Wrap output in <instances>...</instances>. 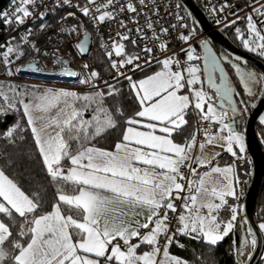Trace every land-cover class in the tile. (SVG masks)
<instances>
[{
  "label": "snow or ice",
  "instance_id": "obj_1",
  "mask_svg": "<svg viewBox=\"0 0 264 264\" xmlns=\"http://www.w3.org/2000/svg\"><path fill=\"white\" fill-rule=\"evenodd\" d=\"M116 2L87 0L79 11L104 23L114 19ZM35 3L36 0H12V11L0 12V20L8 25L24 24L33 14L28 6ZM64 4L71 6V0H62L59 6ZM139 4L142 6L144 0H139ZM88 5H93L99 15H93V8ZM250 7L251 12L243 18L233 13L236 20L231 23L244 19L247 38L245 31L237 27L238 38L246 49L259 50V55L264 56V0H250ZM119 11L138 13L132 0ZM68 16L74 17L75 13L69 12ZM119 23L125 27L122 21ZM145 26L152 30L154 40H160L150 20H146ZM40 27L43 30L46 25ZM136 31L142 32L143 28L137 27ZM160 31L166 35L169 30ZM118 35L122 41L129 40L127 34ZM191 38V33L179 36L185 43ZM86 42L87 37L77 45L81 52L85 51ZM203 46L208 47L207 41ZM111 48L107 53L110 66L117 76L128 81L139 105V110L131 116L125 117L116 103L107 106L106 97L115 100L120 95V89L107 81L104 82L106 93L79 95L70 90L48 89L31 95L27 102L23 98L25 93L17 92L12 86H9L11 96L0 89V115L22 111L27 121L24 126L17 120L0 135V140L8 146L16 145L23 139L22 133L30 130L47 183L55 188L46 208L43 184L37 182L34 191L26 192L20 182L23 173L8 174L12 168L22 166L23 157H14L6 149L0 152V264H187L170 254L169 248L177 234L215 246L237 226L240 206L228 200L229 197L239 200L242 195L236 191L240 180L235 161L221 167L217 160L221 152L207 150L209 146L219 145L237 160L243 159L238 153L246 151L245 136L235 126L237 107L230 90L223 79L217 85L211 76L216 68L215 57L210 68L206 60L205 70L209 71L208 84L227 101L225 105L222 99L219 111L203 87H196L202 84L200 68L189 62L200 57L191 45L186 50V61L175 55L166 56L156 61L161 66L159 71L140 80H133L122 71L129 65L132 71L143 70L137 63L140 57L126 53L123 43L113 41ZM158 48L166 52L167 42L161 40ZM143 51L148 54L144 63L150 64L155 59L153 48L145 47ZM15 52L17 49L13 47L6 48L2 54L5 64L11 63L8 57ZM113 54L121 59H112ZM23 55L19 51L17 59ZM234 67L252 95L257 74ZM64 72L77 75L67 68ZM98 78L99 73L92 71L79 82L95 87ZM193 114L197 118L196 127L182 143L177 142L176 136H183L186 126H191L188 117ZM120 118H124L120 138L111 148L101 146V141L120 126ZM214 124L219 127L213 132ZM183 168L188 170V176L181 171ZM222 210L230 213L227 219L221 216ZM170 213L178 222L175 231L170 227ZM259 228L264 231V223ZM248 231L251 233V229ZM248 243L245 239L242 247ZM256 243L253 237V249ZM142 248L147 250L141 251Z\"/></svg>",
  "mask_w": 264,
  "mask_h": 264
},
{
  "label": "built area",
  "instance_id": "obj_2",
  "mask_svg": "<svg viewBox=\"0 0 264 264\" xmlns=\"http://www.w3.org/2000/svg\"><path fill=\"white\" fill-rule=\"evenodd\" d=\"M196 5L201 7L206 13L210 23L214 30H226L232 27L234 24L231 22L236 20V13L239 17L243 18L251 12L250 0H193ZM100 0H97L99 3ZM128 0H117L114 19L107 20L104 23H98L83 15L79 11V7L84 6L87 0H71V6L62 3V0H36L34 5L28 6L30 11H32V16L25 19L24 24H17L13 22L8 25L0 20V24L5 27V37L0 41V81H15L21 83H28L24 77H32L39 79L36 83L44 88H55L70 91H82V90H96L106 88L105 81L108 84H116L122 80H125L123 76H117L116 71L113 69L107 74L100 76L95 81V87L92 84H81L79 81L86 78L91 71L90 64L94 55V47L92 44L90 53L87 57H83L77 50L78 42L83 38L87 30H90V26L94 34L99 39L101 46L108 53L112 50L111 46L113 41L123 43L125 45L126 53L130 55H137L140 63L143 66V70L151 68L157 64V60H162L166 56L175 55L181 61L187 60L186 50L189 45H193L196 42V37H194L191 32L192 38L188 43L179 39L181 34L186 33V27L181 25H188L190 20V14L187 10L180 5L178 0H144V4L141 6L139 0H132V3L136 5L138 9L137 14L131 12H120L119 8L125 5ZM230 5L231 7H223L224 5ZM93 8V15H99L95 12L93 5H88ZM223 7V11L220 8ZM13 9L12 2L4 10L11 12ZM215 9V11H213ZM112 10V9H109ZM64 11V13L56 20L49 21L47 19L51 16L56 17V15ZM69 12L75 13L74 17L68 16ZM41 13H43V18H41ZM183 17L182 20H178L177 17ZM146 20H150L156 29L157 34L160 35V40L153 39L152 30L147 29L145 26ZM123 22L125 27H121L119 22ZM135 21V22H134ZM245 24L244 19H239L235 24ZM41 24L46 25V27L41 30ZM176 27L173 28L172 26ZM137 27L143 28L142 32H137ZM76 28V31H72ZM162 28H168V33L165 35L160 30ZM131 30V31H129ZM127 34L129 36L128 41H122L120 35ZM19 37L23 40L29 42L31 48V53L28 57L14 66L15 77H10L9 72L11 67L10 64L4 63L3 52L6 51L7 47H13L12 41ZM142 37H147L142 38ZM136 41V44H132L131 41ZM163 40L167 42L168 48L166 52H161L158 48L160 41ZM35 45V47H33ZM145 47H152V59L150 64H145V60L148 59V54L143 51ZM14 48V47H13ZM39 48V52L36 51ZM47 53V55H45ZM11 54L8 57L9 61H12ZM59 58V59H58ZM112 59L119 61L121 57H116L114 54ZM67 63H63V61ZM110 60V59H109ZM29 62H34L37 64L36 74L32 72H20L21 67H25ZM84 65H88L85 68ZM67 68L70 72L77 73L76 76L66 75L64 69ZM17 69L19 71H17ZM132 66L129 65L127 68L122 69L125 75L133 76L140 71H132ZM42 73L49 74L50 77L40 75ZM190 118L194 121V128L197 125L196 116L190 115ZM217 125H213L212 131L216 130ZM198 139H203L202 136H198ZM196 167V165H193ZM186 176L189 175L186 168L181 169ZM179 201L177 205L179 206ZM170 227L173 231L178 227V222L175 216L171 213Z\"/></svg>",
  "mask_w": 264,
  "mask_h": 264
},
{
  "label": "trees",
  "instance_id": "obj_3",
  "mask_svg": "<svg viewBox=\"0 0 264 264\" xmlns=\"http://www.w3.org/2000/svg\"><path fill=\"white\" fill-rule=\"evenodd\" d=\"M63 13L64 11H61L56 15V17H49L47 19V22L56 21ZM190 21L191 17L189 22ZM238 25L241 30L246 28V25L244 23L241 25L237 23L229 29H226L225 32L230 35L236 34L233 27ZM88 28L93 32L90 26H88ZM4 37L5 27L3 26V24H0V41ZM238 44L243 45L242 42H238ZM12 45L15 49H17V52L13 53L12 55V58L14 57L15 62L24 60L31 52L29 42L19 37H16L12 41ZM93 47L94 55L90 64V69L91 71H96L97 73H99L100 77L104 74L109 73L113 69L110 66L111 61L109 60L107 52L103 49L99 39L95 34L93 39ZM19 51H23L25 55L17 59ZM250 53L264 61V56L259 55V50L255 52L250 51ZM234 65L239 66L242 72L250 71L257 74V82L252 85V95H249L248 91L245 89L240 79L241 74L236 71V67H234ZM225 66L229 80L231 81L235 89V99L241 111V115L235 118V120L237 121V124L235 126H237L238 129L245 135L246 118L249 112L252 110L253 105H255V103L257 102L261 94L264 82L261 81V74L253 66L247 64L242 60H239L232 56H228V59L225 62ZM152 68L154 69L156 67L153 66L150 68V70L148 68V70L146 69V71H140L137 74L133 75V80H138L139 77L148 72H151L153 70ZM114 85L115 87L120 89V95L115 97V100H113L112 97H106L107 106L111 107L113 103H116L117 106H119L124 111L125 117L133 115L135 111L139 110V105L137 104L134 93L129 87L128 81L125 79ZM207 90L211 92L210 89ZM95 91H104L106 93L108 89L102 88L96 90H82L78 91L77 93L79 95H85ZM188 119L190 120L191 126H186V131L183 136H176L177 142L182 143L184 137L194 129L193 119L190 117H188ZM17 120H19L22 125H27L26 118H24L22 111H12L7 114L0 115V135H2L3 132H5L10 126L15 124ZM123 127L124 118H120V126L117 129L112 130L111 134L107 137L106 140L101 141V146L111 148L114 143L120 138ZM257 132L261 145L264 149V125L258 124ZM22 135L23 139L19 140L16 145L8 146L3 140H0V152H3L6 149L7 152L14 157H23L22 166L12 168L8 172V174L10 176H20V174L23 173V175L20 176V182L23 190H25L26 192L30 190L34 191L37 182L43 184L46 189L45 207L48 208L49 202L53 199L55 188L54 186L47 183V177L42 171L40 157L35 152L30 130L23 132ZM236 163V173L240 180L239 192H242V195H240L239 199L240 210L236 222L237 226L233 229V232L230 233L228 237H226L223 241L218 242V244L215 246L206 243L202 239H192L191 237L177 234L174 237L175 242L170 246V252L173 255L187 261V264H244V262L249 258L253 251V248L251 247V240L254 236L252 232L249 233L248 229L250 228L243 214V202L252 174V161L249 156L245 157L243 154V159L237 160ZM229 203L234 204V201L229 200ZM229 215L230 213L227 210L221 211V216L223 218L227 219ZM256 219L259 225L261 223H264V186L256 206ZM245 239H247L249 243L247 246L242 247L243 241ZM179 245H183V247H180ZM241 252H243V255H241ZM258 264H264V255L261 257Z\"/></svg>",
  "mask_w": 264,
  "mask_h": 264
},
{
  "label": "water",
  "instance_id": "obj_4",
  "mask_svg": "<svg viewBox=\"0 0 264 264\" xmlns=\"http://www.w3.org/2000/svg\"><path fill=\"white\" fill-rule=\"evenodd\" d=\"M11 2L12 0H0V12H3L10 5ZM178 2L187 10L190 16L194 19L196 25L200 30L201 36L205 39V41H207L208 47L205 48L204 46H202V73L204 79V86L207 89H210L211 91H214L216 93L217 97L214 102L217 108L220 109V104L223 98L221 95L217 94L216 88H213L208 84L209 71L205 70L206 60L208 61V66L210 68L212 57H215L216 68L214 71H211V76L213 81L217 85H219L221 83V80L223 79L224 84H226L228 89L230 90L232 102L237 107V114L234 117L235 119L241 115V111L235 99V89L227 76L222 61L216 54L213 45L219 46L221 50H223L230 56L234 58H239L240 60H243L249 65L253 66L261 74L262 77H264V61L260 58H257L251 53L241 50L234 42L231 41L225 31L214 30L204 10L198 5H196L193 0H178ZM85 37H87L85 51L81 52L77 48V50L83 57H87L89 55L93 44V34L90 30L86 31L83 38L78 42V44L84 42ZM36 69L37 64L34 62H29L27 66L20 68V72L25 73L30 71L36 74ZM40 75L50 77L49 74L45 73H42ZM223 102L226 105V99H223ZM229 114L231 115L230 109ZM258 124L264 125V83L261 94L257 102L255 103V106L249 112L245 122L244 136L246 151L244 153V156H249L251 158L252 174L243 202V214L257 243L251 255L244 262V264H258L264 253V235L262 230H260L259 224L256 219V206L264 186V149L258 137Z\"/></svg>",
  "mask_w": 264,
  "mask_h": 264
},
{
  "label": "rangeland",
  "instance_id": "obj_5",
  "mask_svg": "<svg viewBox=\"0 0 264 264\" xmlns=\"http://www.w3.org/2000/svg\"><path fill=\"white\" fill-rule=\"evenodd\" d=\"M194 22H195L194 19L191 17V21L186 26V29H185L186 30V33L184 35H188V34H190L192 32L193 35H194V37H197V35L199 34L200 31H199L198 26L196 25V23L194 24ZM237 27H239V25L233 27L234 31H235V29ZM242 31H245V38H247L246 28L245 29H242ZM235 33H236V31H235ZM233 35L235 36V39L238 40V42H240V43L242 42L241 39L238 38L237 33L236 34H233ZM191 47L195 48L196 54L200 57V59L197 60V61L189 62V63L196 64L200 68V72L198 73V75L200 76V79H201L202 84H197L196 87L197 88L203 87L204 91L207 92V94L212 97V101L211 102L215 105V102L214 101L216 100V97H217L216 96V93L214 95V93H212V92H210V91L207 90V88L204 86L203 74L201 73V70H202V58H201L202 45H201V42H198L196 45L193 44V45H191ZM20 62L19 61L18 62H15L14 57L12 58L11 64L9 66V67H11L10 72L12 73L11 75H9L10 77H12V78L15 77L14 76L15 75V72H14V69L15 68H14V66H15V64H18ZM24 78L28 81V83L27 82L26 83H21V82H15V81H0V89H3L5 92L8 93V95L11 96V95H13V93L11 91H9V86H12V87L15 88V90L17 92L25 93V95L23 97L24 99H26L28 97L30 98L31 95H39L42 91L46 90L44 87H42L41 85H38L36 83L37 81H40L39 79L32 78V77H29V78L28 77H24ZM74 92H76V91H74ZM0 102H2V98H0ZM216 108H217V106H216ZM219 110L220 109L217 108V111H219ZM217 127H219V125H217ZM209 151L211 153H215L214 150H209ZM218 152H221V156H222L223 155L222 153L224 152V150H219ZM218 160H219V157H218ZM169 251H170V249H169ZM170 254H172V253L170 252Z\"/></svg>",
  "mask_w": 264,
  "mask_h": 264
},
{
  "label": "crops",
  "instance_id": "obj_6",
  "mask_svg": "<svg viewBox=\"0 0 264 264\" xmlns=\"http://www.w3.org/2000/svg\"><path fill=\"white\" fill-rule=\"evenodd\" d=\"M156 68H152L153 70L151 71V72H148V73H146V74H144L143 76H141V77H139V79L138 80H140V79H143V78H145L146 76H148V75H152L154 72H156V71H159L160 70V65H157V66H155ZM148 70V69H147ZM149 70H150V68H149ZM144 71V70H143ZM146 71V70H145ZM201 73H202V71H201ZM203 74V73H202ZM44 89V88H43ZM46 90H44V91H42L41 93H43V92H45V91H47L48 89H52V90H54V91H58V90H61V89H55V88H45ZM186 91V90H185ZM40 93V94H41ZM29 99V98H28ZM27 99V100H28ZM27 100H26V102H27ZM208 151L209 150H214V152H218L219 150H223L219 145H216V146H209L208 147V149H207ZM210 152V151H209ZM198 154V153H197ZM223 155L222 156H220L219 157V160H218V157H217V160H218V162H219V165L221 166V167H223V166H225L226 164H232L234 161H235V164H234V168H235V172L237 171L236 170V168H237V163H236V161H237V159L236 158H234V157H232L229 153H227L226 151H224L223 153H222ZM244 154V153H243ZM243 154H240V153H238V155H240V156H243ZM226 157H229V158H231V159H229V158H226ZM201 171H203V169H201ZM236 175H237V173H236ZM236 191H237V193L239 194L240 192V188H239V184L238 185H236ZM240 199V198H239ZM228 200H232V201H234V204H236V205H239V200H235V199H233L232 197H229L228 198ZM141 220H142V222H143V219L141 218ZM170 249V248H169ZM145 250H147V248H142L141 249V251H145ZM263 255H264V253H263Z\"/></svg>",
  "mask_w": 264,
  "mask_h": 264
},
{
  "label": "flooded vegetation",
  "instance_id": "obj_7",
  "mask_svg": "<svg viewBox=\"0 0 264 264\" xmlns=\"http://www.w3.org/2000/svg\"><path fill=\"white\" fill-rule=\"evenodd\" d=\"M225 31V30H224ZM228 37L231 39L232 42H234L241 50L246 51L248 53H250V51L248 49H246L243 45H239L238 41H236L235 37L233 35L228 34ZM205 41V39L201 36V33L199 32V34L196 37V42L194 43V45H196L198 42H201V45L203 46V42ZM216 54L218 55V57L220 58V60L222 61L225 71H226V66H225V62L228 59V56H230L229 54L225 53L223 50H221L219 48V46L217 45H213ZM202 52V49H201ZM201 58L203 59V55L201 54ZM240 60V59H239ZM243 61V60H242ZM245 62V61H244ZM248 64V63H247ZM202 71V70H201ZM227 73V71H226ZM228 76V75H227ZM229 78V77H228ZM231 82V81H230ZM232 84V83H231ZM233 86V85H232ZM212 93L215 94L214 91H211Z\"/></svg>",
  "mask_w": 264,
  "mask_h": 264
}]
</instances>
